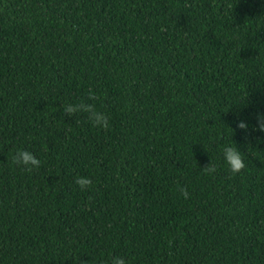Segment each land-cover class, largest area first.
Here are the masks:
<instances>
[{"label": "trees", "instance_id": "16d2710c", "mask_svg": "<svg viewBox=\"0 0 264 264\" xmlns=\"http://www.w3.org/2000/svg\"><path fill=\"white\" fill-rule=\"evenodd\" d=\"M257 112L264 0H0V264H264Z\"/></svg>", "mask_w": 264, "mask_h": 264}, {"label": "clouds", "instance_id": "9594fccd", "mask_svg": "<svg viewBox=\"0 0 264 264\" xmlns=\"http://www.w3.org/2000/svg\"><path fill=\"white\" fill-rule=\"evenodd\" d=\"M84 111L89 114V120L97 127L107 128L108 118L104 113L97 111L93 105L89 104H80V105H67L65 107V113L68 115H73L77 112ZM256 126L261 132H264V112L256 113ZM240 129L247 130L249 127L248 122L245 120H240L238 124ZM223 157L227 167L231 172L239 173L242 169L245 168V160L242 155V152L238 147L228 145L223 148ZM14 162L19 165H23L31 171L33 168H39L41 161L30 151L20 150L14 156ZM75 183L82 189H87L92 185V179L89 177L78 176L75 180ZM183 191V190H182ZM184 196L187 198L188 193L184 191ZM112 264H126V261L120 257L113 259Z\"/></svg>", "mask_w": 264, "mask_h": 264}]
</instances>
